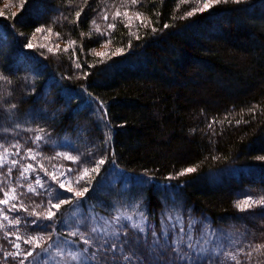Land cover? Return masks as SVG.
I'll return each instance as SVG.
<instances>
[{
	"label": "trees",
	"instance_id": "16d2710c",
	"mask_svg": "<svg viewBox=\"0 0 264 264\" xmlns=\"http://www.w3.org/2000/svg\"><path fill=\"white\" fill-rule=\"evenodd\" d=\"M123 2L27 0L21 9L23 0H8L0 8V74L10 81H0V144L18 143L20 152L38 151L47 170L68 166L61 165L56 153L79 156L69 166L78 172L105 158L91 185H77V191L89 188L80 205L110 218L117 209L131 212L130 205L139 203L137 211L147 217L146 231L127 228L130 242L124 246L127 253L140 237L134 264H174L170 248H149L153 238L148 225L159 236L165 214L173 217L169 227L179 216L185 228L190 220L197 222L196 234L205 226L215 230L209 247L219 243L221 252L250 251L252 245L264 243V204L244 211L236 204L264 198V0H228L183 19L210 0H140L128 8L130 29L125 27L127 17L112 19L118 7L125 11ZM105 12L107 20L102 18ZM137 12L151 24L136 20ZM110 23L116 27L109 30ZM41 27L45 31L37 33ZM30 41L31 49L25 47ZM71 41L75 44L64 51ZM120 48L125 51L114 55ZM38 134L44 139L33 143ZM8 167L0 168V189L15 186L19 198L13 203L25 205L27 211L7 213L19 217V225L0 220L5 224L0 230V264H19L23 257L3 255L15 251V237L5 238L4 232L19 229L25 237L53 233L51 243L55 234H62L56 217L72 204L62 205L51 220L31 224L36 217L29 212L37 204V211H46L53 198L47 188L28 192L27 184L40 176L51 188L58 185L34 165L35 172L17 183L20 167L10 175ZM188 167L196 171L176 175ZM59 192L53 203L75 200L72 193ZM120 239H125L123 233ZM19 243L22 251L30 247ZM41 251L33 249L25 264H32ZM237 255L241 264H253L243 253ZM120 256L118 246L100 264H125ZM254 257L264 264V255ZM221 261L235 264L222 255L203 264Z\"/></svg>",
	"mask_w": 264,
	"mask_h": 264
},
{
	"label": "snow or ice",
	"instance_id": "6c2138e0",
	"mask_svg": "<svg viewBox=\"0 0 264 264\" xmlns=\"http://www.w3.org/2000/svg\"><path fill=\"white\" fill-rule=\"evenodd\" d=\"M140 2V0H124L121 5L124 7L125 11L122 13L117 8V11L112 15V19L115 21L117 19H121L123 17H127L129 23L125 24L126 28H131L132 17L129 16L128 8L131 6H135ZM199 0H197V3ZM221 2H228V0H210V2H205L203 7H193L191 11H188L185 14V17H190L196 12H204L209 8L213 7L215 4ZM239 2V0H236ZM27 0H23L21 4V9L24 8ZM15 15V14H14ZM81 12L76 13L77 20L80 18ZM104 20L109 18V14L105 12L102 17ZM135 19L139 20L141 24H151V21H145L142 19L141 14L139 12L135 13ZM92 25L94 30L99 32V25L96 24L95 20L92 21ZM169 25H165L168 27ZM108 29H114L116 25L114 23L108 24ZM37 33L45 31L43 27L37 28L35 30ZM48 32H51L52 29L48 28ZM155 31V28H153ZM107 34V33H103ZM59 33H57V36ZM130 35H134V33L130 32ZM139 39V37H136ZM110 42V41H109ZM72 44H75V41H71L64 49V51H68L69 47ZM130 46V42H129ZM26 48H33L34 44L30 41L25 45ZM44 47V45H41ZM49 52H52V48H48ZM125 49L120 48L117 49L114 55L122 54ZM97 55L103 56V53H97ZM76 67L79 68L80 64L77 63ZM0 81H8V78L0 74ZM11 108H15V105H11ZM244 121H237V123H241ZM19 127V125H17ZM43 132V129L39 130ZM44 137L42 135H36L33 143L43 140ZM107 139H110L108 137ZM15 148L16 152L20 151L21 146L17 143L16 145L4 146L0 144V168H3L5 165H10L7 168V173L10 175L12 173L13 168H16L17 165H20V161L16 159H9L11 153V149ZM34 149H27L25 151V155L29 156L32 160H36L37 156L40 155L39 152H35ZM56 157H63L65 160H71L73 162L79 161V156H72L69 153H56ZM56 157H52L51 159H55ZM47 159V158H46ZM105 158H101L97 160L93 167L88 168L84 167L77 176L74 178H65V171H60L59 175L49 172L44 168L43 165H40L42 171H44L45 175L55 184L58 185V189H53L46 184L44 180L41 179L40 176H36L34 182L27 184V191L36 194L37 188H47L48 195L55 199L60 195L59 189H63L68 193H72L75 197V200L72 198L68 199H60L58 203H53V199L48 200V206L46 211H37L36 209L40 208V205L37 204L36 207L29 212L30 216H35L36 219H32L30 221L31 224L36 225L38 220L47 219L51 220L56 213L60 210L61 206L64 204H72L73 209L69 213L68 218L65 219L64 223L68 226L69 231L63 234L65 236L64 239L58 240L53 243H48L52 239L53 233H49L47 236L42 235H29L27 237L19 234V229L16 232H4L5 238L8 236H14L15 239L11 241V247L15 249V251H5L3 255L5 257H23V259L19 260V264H25V260L28 257L33 256V249L41 248L42 252L46 254L47 260L51 261L52 264H100L101 258L106 257L108 253L114 252L117 247H120L121 256L120 259L125 262V264H129V262H134L139 260V257L136 256L135 248L139 246L141 243L140 237H135L132 242L134 247L132 250L125 253L124 246L129 244L127 228H131L137 230L139 233H145L146 231V221L147 217L144 215L143 211H137L140 207L139 203H134L130 205L132 211L129 212L127 207L123 211L117 209L116 215L111 216L110 218L98 217L96 215H92V209H88V213H84L83 209L80 207L81 200L80 198L84 197L85 193L89 191L88 187H84L82 190L74 191L73 185L80 184L82 181L91 185L92 174L99 173L101 166L105 164ZM35 172V169L32 164H28L27 166L20 165L19 176L17 177V183H19L20 178L27 179L29 172ZM72 169H67V172H72ZM196 171V167H188L178 172L177 176H183L188 173H192ZM35 185V186H34ZM3 192V199H0V205L5 207H0V220L6 221L8 225H19L21 220L19 217L10 218L7 214L8 212L16 211L18 209L27 211L25 205L20 204L17 205L13 203V201L18 200L17 189L15 186H9L7 190L0 189ZM264 204V198L259 200H252L251 197L238 201L236 207L240 211H244L254 205ZM55 209L56 211H53ZM133 216H136L137 219H133ZM173 217L171 215L165 214L162 216L160 222V235H157L155 228L152 225H148V229L151 230L152 243L149 245L150 250L155 251L157 248H170L171 252L175 254L174 256V264H203L205 260H215L217 256L222 255L224 260L233 261L235 264H241V261L238 259L237 253H243L246 259L253 261V264H261L259 260H256L254 254L256 256L264 255V243L255 244L251 246V250L245 252L243 248L237 249V251H226L221 252L222 245L217 243L213 247H209L210 244L213 243V237L216 236L215 230H209L206 226L199 230V233L196 234L194 232L196 221L190 220L187 228L184 227L183 220L177 216L175 218V223L169 224L172 222ZM90 221V222H89ZM121 221H128L127 225L121 223ZM117 225H120L117 228ZM179 225V231H176V226ZM5 228V224L0 222V230ZM81 228L86 229V231H81ZM123 233L125 239L121 241L120 234ZM70 238H78V239H70ZM162 238V240H161ZM23 241L24 244L29 245L30 247L27 250H21V244L19 241ZM147 244V240L143 241ZM42 245H46L42 247ZM82 245V246H81ZM221 264H224L221 261Z\"/></svg>",
	"mask_w": 264,
	"mask_h": 264
},
{
	"label": "rangeland",
	"instance_id": "374dc122",
	"mask_svg": "<svg viewBox=\"0 0 264 264\" xmlns=\"http://www.w3.org/2000/svg\"><path fill=\"white\" fill-rule=\"evenodd\" d=\"M8 0H5V1H3L1 4H0V8H5V4H6V2H7ZM8 4V3H7ZM9 4H10V6H9V9L13 12V11H15L16 9H14L12 6H14V4L12 3L11 4V2H9ZM8 4V5H9ZM37 36H38V34L36 33L33 37V42L35 43V40L37 39ZM47 38H45L44 37V41L46 40ZM26 151V150H25ZM25 151H22V152H16V150H13V151H11V153H14V154H10L9 155V159L11 160V159H16V160H18V161H20V165H24V166H27L28 164H32V165H34L35 167H37L38 166V168H40V161H41V159H42V156H41V154L40 155H38L37 156V159L36 160H32L29 156H27V155H25ZM35 152H38V151H36L35 150ZM35 152L33 153V154H35ZM62 159H63V157H62ZM62 163H61V165H68L67 167H60V166H58V167H52L50 170H48L49 172H52V173H54V174H57V175H59V172L60 171H65V173H66V176L65 177H62V179H65V178H74L75 176H77L78 175V171L76 170H73L72 172H67V169H74L75 167H73V168H71L72 167V165H70V164H72L73 163V161H71V160H65V159H63V161H61ZM20 165H17V167L19 166L20 167ZM7 166H9L10 167V165H7ZM69 166H71V167H69ZM20 169V168H19ZM43 174H45L44 173V171H43ZM34 182V181H33ZM53 182V181H52ZM32 183V182H31ZM55 183V182H54ZM35 186V185H34ZM73 187H74V191H77V185L76 184H74L73 185ZM80 207L83 209V212L84 213H88V211L86 212L85 210H84V208L80 205ZM72 209H73V205H71L69 208H67V209H65L64 211H62L57 217H56V224H57V227L58 226H61V233L62 234H55V236H54V238H53V240L51 241V243H53V242H56V241H58V240H62V239H64L65 238V236L63 235V234H65V233H67V231H69V228H68V226L64 223V221H65V219L66 218H68V216H69V213L72 211ZM92 215H94L93 213H92ZM135 220V219H134ZM90 222V221H89ZM177 226H179V225H177ZM64 229V230H63ZM70 239H72V238H70ZM214 239V238H213ZM213 244V243H212ZM212 244H210V245H212ZM209 245V246H210ZM31 263L32 264H52V262L51 261H48L47 260V256H46V254L45 253H43L42 251L38 254V255H36L35 257H33V259H32V261H31Z\"/></svg>",
	"mask_w": 264,
	"mask_h": 264
}]
</instances>
